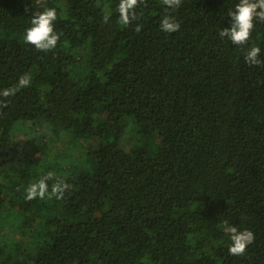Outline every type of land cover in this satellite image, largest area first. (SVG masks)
I'll list each match as a JSON object with an SVG mask.
<instances>
[{
    "label": "trees",
    "instance_id": "trees-1",
    "mask_svg": "<svg viewBox=\"0 0 264 264\" xmlns=\"http://www.w3.org/2000/svg\"><path fill=\"white\" fill-rule=\"evenodd\" d=\"M238 2L138 0L122 25L119 0H0V91L30 80L0 96V264H264V21L220 37ZM47 7L41 51L23 36ZM225 221L253 232L243 255Z\"/></svg>",
    "mask_w": 264,
    "mask_h": 264
},
{
    "label": "clouds",
    "instance_id": "clouds-1",
    "mask_svg": "<svg viewBox=\"0 0 264 264\" xmlns=\"http://www.w3.org/2000/svg\"><path fill=\"white\" fill-rule=\"evenodd\" d=\"M180 0H164L168 9L178 7ZM138 0H119L116 11L118 12V22L122 25H128L135 18V9ZM230 17L228 27L220 30L219 35L227 38L234 45H244L249 41L255 22L264 21V0H239L233 9L227 11ZM109 16H105L107 22ZM57 13L54 7H47L43 11L36 12L30 21V27L25 30L23 39L25 43L33 45L41 51H48L56 47L60 39L59 33L55 30V21ZM161 31L172 33L179 29V22L171 15L165 14L159 22ZM139 30V27L137 28ZM261 49L259 46H252L247 49L244 60L249 65H260L262 63L260 56ZM30 80L27 75L21 76L16 85L10 88H4L0 91V96L10 97L15 95L18 88L29 85ZM53 174L49 172L46 176L41 177L37 182L30 184L26 189V199L36 197L43 198L49 192L48 180ZM70 187L64 180H57L52 186L51 191L57 197ZM223 229L230 236V246L228 251L232 255H243L248 245L252 244L255 236L251 230L238 229L234 225H229L226 221Z\"/></svg>",
    "mask_w": 264,
    "mask_h": 264
},
{
    "label": "rangeland",
    "instance_id": "rangeland-1",
    "mask_svg": "<svg viewBox=\"0 0 264 264\" xmlns=\"http://www.w3.org/2000/svg\"><path fill=\"white\" fill-rule=\"evenodd\" d=\"M17 135H18L19 139H24L26 137V134L24 133V129L21 132H18ZM54 146L55 147L57 146V148H58L61 146V144L58 145V144L54 143Z\"/></svg>",
    "mask_w": 264,
    "mask_h": 264
}]
</instances>
